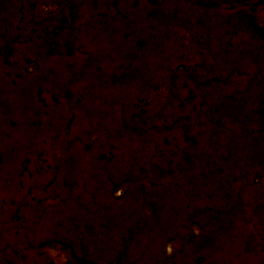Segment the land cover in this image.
Wrapping results in <instances>:
<instances>
[{
    "label": "rangeland",
    "instance_id": "1",
    "mask_svg": "<svg viewBox=\"0 0 264 264\" xmlns=\"http://www.w3.org/2000/svg\"><path fill=\"white\" fill-rule=\"evenodd\" d=\"M0 264H264V0H0Z\"/></svg>",
    "mask_w": 264,
    "mask_h": 264
}]
</instances>
